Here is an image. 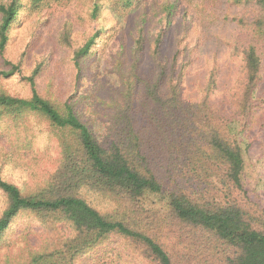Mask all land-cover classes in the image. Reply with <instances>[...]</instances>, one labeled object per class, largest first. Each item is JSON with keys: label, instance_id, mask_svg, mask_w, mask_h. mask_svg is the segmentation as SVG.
<instances>
[{"label": "trees", "instance_id": "obj_1", "mask_svg": "<svg viewBox=\"0 0 264 264\" xmlns=\"http://www.w3.org/2000/svg\"><path fill=\"white\" fill-rule=\"evenodd\" d=\"M148 2L153 4L148 12L160 9L167 23L179 5L178 0H29V5L30 10L49 15L67 5L87 8L76 21L72 17L64 21L58 45L67 50L82 18L99 23L107 11L122 25ZM230 2L239 7L233 16L238 32L232 50L241 57L243 67V89L231 112L211 98L215 71L199 101L182 98L177 54L172 61L160 56L163 30L153 42L156 68L147 76L138 75L146 12L138 25L132 68L119 67L118 89L110 99H100L108 110V121L99 133L81 118L75 94L64 99L50 87H39L45 66L57 62L51 56L24 77L31 87L29 97L0 89V127H9L5 132L11 144L18 146L17 141L30 147L34 133L30 134L28 120L38 117L58 150L57 166L27 190L0 174V192L6 197L0 241L24 212L37 217L48 234L45 247L13 264H78L81 256L114 236L124 238L150 264H264V206L245 184L243 147L244 134L260 106L264 0ZM22 5V0L0 2L2 55ZM117 30L110 28L112 34ZM106 32L98 26L73 51L78 77L83 60L96 51ZM12 65L10 70L0 67V78L20 71L18 64ZM88 100L97 101L93 91ZM14 127L19 138L13 140L10 130ZM86 193H98L115 205L101 211L87 200ZM61 224H68L72 233L63 236Z\"/></svg>", "mask_w": 264, "mask_h": 264}, {"label": "rangeland", "instance_id": "obj_2", "mask_svg": "<svg viewBox=\"0 0 264 264\" xmlns=\"http://www.w3.org/2000/svg\"><path fill=\"white\" fill-rule=\"evenodd\" d=\"M158 1V0H156ZM162 0H159L161 2ZM176 14L170 22L162 19L163 14L156 8L148 12L153 4L146 3L128 15L119 25L113 14L105 12L99 23H89L83 18L74 28L72 47L64 50L58 45V37L67 18L76 21L87 8L67 5L58 14H39L30 10L29 0H22L18 21L14 24L5 54H0V67L12 69L14 64L20 71L9 77L0 78V89L8 93L29 97L32 94L29 76L36 66L51 56L55 64L45 66L38 78L40 88H51L64 99L75 96L81 118L96 128L108 121L105 100L114 95L120 85L119 67L130 70L134 60V45L138 35V25L146 12L144 26L145 44L140 58V76L149 75L155 68L153 42L163 30L160 56L172 61L177 54V68L182 74V98L186 102L199 101L212 71L216 73V84L211 93L213 102L225 112L236 108L243 89L242 59L232 50L234 35L238 27L233 16L239 7L230 0H178ZM8 2V0H0ZM73 13H76L73 16ZM49 15V16H48ZM72 17V18H71ZM103 26L107 32L98 41L96 51L86 57L82 71L77 76L73 66V51L82 46L87 38ZM118 30L115 34L110 28ZM72 61V62H71ZM141 87L137 90L140 91ZM93 91L96 102L88 100ZM260 106L248 133L243 137L246 167L244 180L252 196L264 206V75L259 88ZM105 97V98H104ZM104 101H100L103 99ZM262 103V104H261ZM107 110V111H106ZM33 134L30 147L11 144L8 126L0 127V174L8 181L29 189L41 178H45L58 164V150L49 138L45 122L32 117L28 120ZM12 128V126L10 127ZM13 140L19 138L14 129L10 130ZM21 137V136H20ZM25 135L22 133V140ZM87 200L101 211H110L115 205L112 199L98 193H86ZM6 207V197L0 192V215ZM63 236L72 233L68 224L59 225ZM59 233V232H58ZM48 234L43 223L32 213L20 214L11 229L0 241V264H13L28 257L29 252L46 246ZM78 264H150L139 253L133 251L124 238L114 236L105 244L81 256Z\"/></svg>", "mask_w": 264, "mask_h": 264}]
</instances>
